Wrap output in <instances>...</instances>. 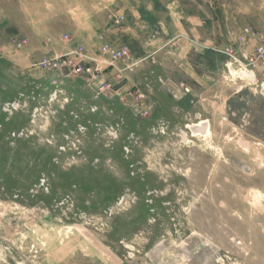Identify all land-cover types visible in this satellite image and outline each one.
I'll use <instances>...</instances> for the list:
<instances>
[{"label":"rangeland","instance_id":"374dc122","mask_svg":"<svg viewBox=\"0 0 264 264\" xmlns=\"http://www.w3.org/2000/svg\"><path fill=\"white\" fill-rule=\"evenodd\" d=\"M261 45L264 0H0V264H264Z\"/></svg>","mask_w":264,"mask_h":264},{"label":"built area","instance_id":"2783aa9c","mask_svg":"<svg viewBox=\"0 0 264 264\" xmlns=\"http://www.w3.org/2000/svg\"><path fill=\"white\" fill-rule=\"evenodd\" d=\"M124 17H121V20H123ZM102 52L103 54L108 53L109 54V59L111 61V65L112 66H116L118 61H122L125 60L128 56H129V49L126 45H120L119 47H112L109 44L103 45L102 47ZM75 53H77V55H79V57L84 56L83 54V46L78 47L77 49H75L74 51ZM72 53V52H70ZM228 53L232 56V58L239 62L242 66L246 67H251V66H256L260 63H263L264 65V45H261L260 47H258L256 49V51L251 54L248 58H246V63L244 61H240V59H238V57H236V55H234L231 51H228ZM129 67V66H128ZM85 71L87 72H91V67H86L84 68ZM120 70V68H119Z\"/></svg>","mask_w":264,"mask_h":264},{"label":"crops","instance_id":"0c3cea01","mask_svg":"<svg viewBox=\"0 0 264 264\" xmlns=\"http://www.w3.org/2000/svg\"><path fill=\"white\" fill-rule=\"evenodd\" d=\"M185 15H182L181 16V20H180V22H181V25L178 23V28H181L180 30H179V32H181L180 34H182V32H185V34L184 35H187L188 37H189V39H191V41L193 42V43H196L197 42V40L194 38V36H191L190 35V33H189V31L187 30V28H185L184 27V23H183V20H184V17ZM194 17L195 16H189V19H187V20H191L190 22H195L196 20L194 19ZM183 25V26H182ZM187 25V24H186ZM187 27L190 29V31L191 32H193V31H197L198 30V28L197 27H195L192 23H189L188 25H187ZM129 28H130V26H129ZM131 33H133V34H135V31L132 29V27H131V31H130ZM161 31L160 30H158V35L157 36H155L154 34H150V37L148 38V40L146 39V37L145 36H142L141 37V43L143 44V52L144 53H147V54H153V53H159V51L162 49V47L160 48V47H156V43L158 42V38H160L161 37V39H164L166 36H165V34H164V32L162 31L161 32V34H159ZM177 35H179V33L177 34ZM123 35H121L119 38H123L122 37ZM200 43H203L202 41L200 42ZM204 44V43H203ZM205 44H207V42H205ZM206 46H210V45H206ZM208 48L209 47H206V49H205V51L206 50H208ZM131 51H132V53H133V60H136V58H137V51H135V48H133V47H131Z\"/></svg>","mask_w":264,"mask_h":264},{"label":"bare ground","instance_id":"6f19581e","mask_svg":"<svg viewBox=\"0 0 264 264\" xmlns=\"http://www.w3.org/2000/svg\"><path fill=\"white\" fill-rule=\"evenodd\" d=\"M206 123H205V121L203 122H200L199 124H195L194 125V127H195V129H194V132L196 133L198 130H196V129H203V127L205 128V130H204V135H206V136H210V128H209V126H207V125H205Z\"/></svg>","mask_w":264,"mask_h":264},{"label":"water","instance_id":"95a60500","mask_svg":"<svg viewBox=\"0 0 264 264\" xmlns=\"http://www.w3.org/2000/svg\"><path fill=\"white\" fill-rule=\"evenodd\" d=\"M244 73H245V72H244ZM245 74H248V75H249V77H250L252 73H245ZM252 75H253V74H252ZM247 77H248V76H247ZM252 77H254V76H252Z\"/></svg>","mask_w":264,"mask_h":264}]
</instances>
